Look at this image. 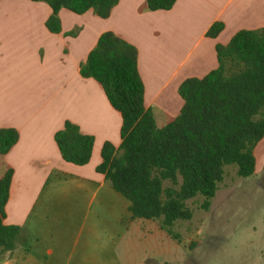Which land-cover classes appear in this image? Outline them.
Wrapping results in <instances>:
<instances>
[{
    "label": "crops",
    "instance_id": "0c3cea01",
    "mask_svg": "<svg viewBox=\"0 0 264 264\" xmlns=\"http://www.w3.org/2000/svg\"><path fill=\"white\" fill-rule=\"evenodd\" d=\"M143 2L118 0L105 19L91 9L61 8V29L53 33L45 26L47 3L0 0V128L18 132L1 157L13 172L4 223L28 234L26 245L0 253V264L94 262L100 233L112 240L122 223L134 221L145 231L140 218H131L129 201L95 169L103 143L117 148L121 142L120 113L97 81L80 75L101 33L111 31L136 47L144 106L156 120L178 115L184 79L217 67L216 44H227L239 30L264 28V0H175L168 10L139 11ZM16 6L26 13H10ZM215 22L223 29L206 36ZM66 120L94 139L85 165L61 158L54 134Z\"/></svg>",
    "mask_w": 264,
    "mask_h": 264
},
{
    "label": "trees",
    "instance_id": "16d2710c",
    "mask_svg": "<svg viewBox=\"0 0 264 264\" xmlns=\"http://www.w3.org/2000/svg\"><path fill=\"white\" fill-rule=\"evenodd\" d=\"M48 4L45 21L60 31L61 8L76 14L91 9L107 18L118 0H32ZM175 0H144L139 11L168 10ZM223 29L213 23L206 36ZM69 34L74 35L75 31ZM217 67L204 76L189 77L178 86L183 101L176 116L158 124L144 106V87L137 68V49L111 31L101 33L80 65V75L97 81L120 113L121 142L115 148L104 142L96 171L113 190L129 201L131 218L156 220L171 238L177 221L188 220L187 201L203 197L207 210L224 177V166L235 164L242 177L255 172L253 150L264 136V28L237 31L227 44H216ZM14 128H0V253L12 252L28 242L18 225L5 224L12 169L1 157L16 143ZM61 158L75 165L89 162L93 137L66 120L54 134ZM168 181L172 186H164ZM178 186L174 188V186Z\"/></svg>",
    "mask_w": 264,
    "mask_h": 264
},
{
    "label": "rangeland",
    "instance_id": "374dc122",
    "mask_svg": "<svg viewBox=\"0 0 264 264\" xmlns=\"http://www.w3.org/2000/svg\"><path fill=\"white\" fill-rule=\"evenodd\" d=\"M10 13L25 14L26 9L16 6ZM164 121L156 118L158 124ZM253 154L255 172L249 176H239L235 164L224 166L223 180L207 210L201 208V196L187 201L192 217L172 227L180 242L160 230L158 221L137 219L144 222L145 231L134 221L127 227L122 223L112 240L100 233L97 250L101 253L104 246L105 252H92L97 259L81 264H264V139ZM164 186L172 185L165 181Z\"/></svg>",
    "mask_w": 264,
    "mask_h": 264
}]
</instances>
